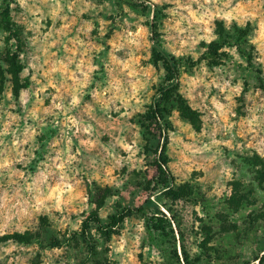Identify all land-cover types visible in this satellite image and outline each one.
<instances>
[{
    "label": "rangeland",
    "instance_id": "1",
    "mask_svg": "<svg viewBox=\"0 0 264 264\" xmlns=\"http://www.w3.org/2000/svg\"><path fill=\"white\" fill-rule=\"evenodd\" d=\"M152 29L178 59L168 99ZM164 141L175 200L154 190ZM127 207L141 209L108 227ZM159 212L179 261L146 225ZM183 251L264 253V0H0V264H185Z\"/></svg>",
    "mask_w": 264,
    "mask_h": 264
},
{
    "label": "trees",
    "instance_id": "2",
    "mask_svg": "<svg viewBox=\"0 0 264 264\" xmlns=\"http://www.w3.org/2000/svg\"><path fill=\"white\" fill-rule=\"evenodd\" d=\"M155 29L151 30L150 39L153 42L151 47V51L156 60L160 63L163 69V83L158 88V94L160 95V99H168L170 98L178 88V59L171 55L163 52L159 48L158 39L155 37ZM159 99V100H160ZM159 100L153 103L152 109L150 110V115L148 116L150 120L154 121L157 125H160V121L162 119L161 108L159 107ZM157 157L155 160V188L154 190H162L164 195L171 196L174 200L179 199V196L175 193V188H173V176L171 175L168 167H167V155H166V142L161 143L158 146V150L156 151ZM165 205V204H164ZM141 208H131L127 207L120 211L118 214L111 217V223L108 227L112 228L119 224L125 217L131 215L134 211H137ZM160 215H153L148 218L147 227L162 237L166 239L170 238L172 240V244L174 246L172 253L175 259L179 261V254L176 249V238H175V229H173V218H168L166 214L163 212H159ZM89 219V218H88ZM98 222V220H93ZM88 228L87 221L83 222V230L85 231ZM178 233V232H177ZM183 259L182 261L185 264H193L188 262L187 254L185 251L182 252ZM256 264H264V253L259 257H256Z\"/></svg>",
    "mask_w": 264,
    "mask_h": 264
}]
</instances>
